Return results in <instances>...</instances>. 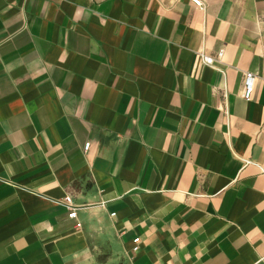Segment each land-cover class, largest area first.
Returning a JSON list of instances; mask_svg holds the SVG:
<instances>
[{"label": "crops", "instance_id": "obj_1", "mask_svg": "<svg viewBox=\"0 0 264 264\" xmlns=\"http://www.w3.org/2000/svg\"><path fill=\"white\" fill-rule=\"evenodd\" d=\"M202 1L0 0V264H264V0Z\"/></svg>", "mask_w": 264, "mask_h": 264}, {"label": "built area", "instance_id": "obj_2", "mask_svg": "<svg viewBox=\"0 0 264 264\" xmlns=\"http://www.w3.org/2000/svg\"><path fill=\"white\" fill-rule=\"evenodd\" d=\"M191 2L193 3V5L196 8H198L200 10H204L205 9V3L202 0H191ZM198 57H199V61H200L201 65L208 66V67H211V68H214V69L218 70V64H220L221 61H222L223 52L220 51L217 54V56H210V55L206 54V52L204 50H201L200 52H198ZM222 74L225 76V74L223 72H222ZM255 80H256L255 74H253L252 72H246L245 73L244 85H243V90H242V97L246 101H250L251 98H252V94H253V91H254ZM89 147H90V144H86L84 146V150L88 151ZM63 205L69 211L68 217L70 219H75L78 209L72 204V198L69 197V196L66 197L65 200L63 201ZM134 243H135V246L133 248V252L137 253L139 251V249H140L139 248V243L140 242H139V240H135Z\"/></svg>", "mask_w": 264, "mask_h": 264}]
</instances>
